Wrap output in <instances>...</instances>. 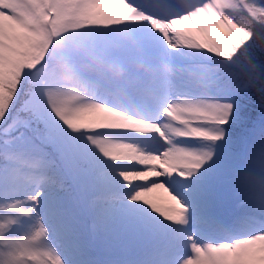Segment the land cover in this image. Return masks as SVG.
<instances>
[{
	"label": "snow or ice",
	"instance_id": "snow-or-ice-1",
	"mask_svg": "<svg viewBox=\"0 0 264 264\" xmlns=\"http://www.w3.org/2000/svg\"><path fill=\"white\" fill-rule=\"evenodd\" d=\"M0 264H264V0H0Z\"/></svg>",
	"mask_w": 264,
	"mask_h": 264
}]
</instances>
